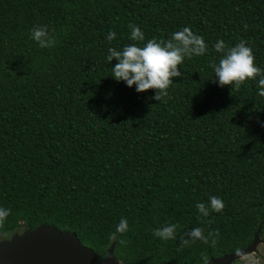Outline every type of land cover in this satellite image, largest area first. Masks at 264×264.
<instances>
[{
  "label": "trees",
  "instance_id": "obj_1",
  "mask_svg": "<svg viewBox=\"0 0 264 264\" xmlns=\"http://www.w3.org/2000/svg\"><path fill=\"white\" fill-rule=\"evenodd\" d=\"M130 24L143 41L130 39ZM36 26L52 46L30 38ZM185 26L207 49L185 57L161 100L111 75L109 48L166 42ZM220 40L225 51L246 41L264 71V0H0V240L50 225L97 258L113 243L117 264H203L256 233L264 241L260 77L239 89L215 83ZM211 196L224 208L202 216L196 204ZM122 218L128 230L114 235ZM170 223L177 239L153 235ZM194 227L218 229L215 247L179 248ZM257 250L264 264V242Z\"/></svg>",
  "mask_w": 264,
  "mask_h": 264
},
{
  "label": "clouds",
  "instance_id": "obj_2",
  "mask_svg": "<svg viewBox=\"0 0 264 264\" xmlns=\"http://www.w3.org/2000/svg\"><path fill=\"white\" fill-rule=\"evenodd\" d=\"M131 29L130 39L132 41H143L144 33L133 24L129 25ZM116 33L110 31L106 39L114 40ZM30 38L38 42L41 48L50 47L54 40L49 35L47 26L33 27ZM225 42L218 41L215 45V51L224 53L218 64H214V73L216 80L221 87L231 85L239 89L241 85L249 79H256L259 76L258 95L264 96V71L255 64L253 50L247 45L246 41L241 40L235 46L225 51ZM207 45L202 36L195 34L190 27H183L176 31L171 38L165 41L149 39L143 46L136 43L128 44L122 50L112 47L108 49V61L115 59L117 62L112 67V76L117 81L126 82L127 86H136L137 92H145L149 89H155L153 99L159 101L162 97L168 95V88L173 82V77L182 75L179 66L183 63L185 57L191 58L193 55L202 56L205 54ZM196 208L202 216L209 215V209L215 212H221L224 208V202L217 196H211L206 203L199 202ZM8 215V210L0 208V221ZM178 226L174 223L165 224L154 230L153 235L162 240L177 239ZM128 230V221L122 218L116 226L114 235L123 234ZM219 238V230L209 231L207 235L201 227H194L190 231L179 236V248L186 247L190 242L200 240L205 244L211 242L215 247ZM123 243V241H121ZM203 264H208L207 256H202Z\"/></svg>",
  "mask_w": 264,
  "mask_h": 264
},
{
  "label": "water",
  "instance_id": "obj_3",
  "mask_svg": "<svg viewBox=\"0 0 264 264\" xmlns=\"http://www.w3.org/2000/svg\"><path fill=\"white\" fill-rule=\"evenodd\" d=\"M263 242L256 233L245 248L210 258L208 264H233L236 259L255 252ZM113 248L112 243L107 255L97 258L93 249L81 244L76 234L40 224L0 240V264H117Z\"/></svg>",
  "mask_w": 264,
  "mask_h": 264
},
{
  "label": "rangeland",
  "instance_id": "obj_4",
  "mask_svg": "<svg viewBox=\"0 0 264 264\" xmlns=\"http://www.w3.org/2000/svg\"><path fill=\"white\" fill-rule=\"evenodd\" d=\"M19 218H17V217H13L11 220H12V223L13 224H17L18 222H19V220H18ZM255 252H259L257 249H256V251ZM254 253H250V254H247V255H245V256H243V257H241V258H248L251 262V264H258V262H257V260H258V257L257 256H255V255H253Z\"/></svg>",
  "mask_w": 264,
  "mask_h": 264
}]
</instances>
